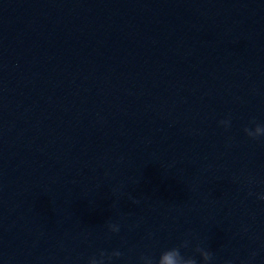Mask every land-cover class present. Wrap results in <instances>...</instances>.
Returning <instances> with one entry per match:
<instances>
[{
    "label": "water",
    "instance_id": "water-1",
    "mask_svg": "<svg viewBox=\"0 0 264 264\" xmlns=\"http://www.w3.org/2000/svg\"><path fill=\"white\" fill-rule=\"evenodd\" d=\"M252 120L264 0H0V264H264Z\"/></svg>",
    "mask_w": 264,
    "mask_h": 264
},
{
    "label": "clouds",
    "instance_id": "clouds-1",
    "mask_svg": "<svg viewBox=\"0 0 264 264\" xmlns=\"http://www.w3.org/2000/svg\"><path fill=\"white\" fill-rule=\"evenodd\" d=\"M220 124L227 129L231 126V119L221 120ZM251 124H254L255 127H245L243 129L246 135L253 140L264 137V124L256 123L255 120H252ZM260 199H264V195H261ZM134 202L139 203L138 200H134ZM108 228L113 233L120 231L119 224L109 223ZM189 246L190 241L185 239L176 246L165 248L159 253L158 257L142 255L140 257L141 264H200L195 255H186L182 252V249H187ZM194 251L202 258L203 264H211L213 260L212 252L199 245ZM121 255L122 253L118 250L111 253L101 250L89 258L88 264H112L113 258H119Z\"/></svg>",
    "mask_w": 264,
    "mask_h": 264
}]
</instances>
